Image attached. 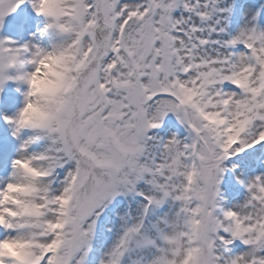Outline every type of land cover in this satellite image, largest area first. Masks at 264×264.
Returning a JSON list of instances; mask_svg holds the SVG:
<instances>
[{
  "label": "snow or ice",
  "instance_id": "6c2138e0",
  "mask_svg": "<svg viewBox=\"0 0 264 264\" xmlns=\"http://www.w3.org/2000/svg\"><path fill=\"white\" fill-rule=\"evenodd\" d=\"M0 264H264V0H0Z\"/></svg>",
  "mask_w": 264,
  "mask_h": 264
}]
</instances>
